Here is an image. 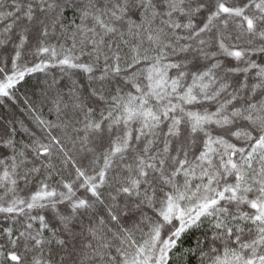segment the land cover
I'll return each instance as SVG.
<instances>
[{"label": "snow or ice", "instance_id": "snow-or-ice-1", "mask_svg": "<svg viewBox=\"0 0 264 264\" xmlns=\"http://www.w3.org/2000/svg\"><path fill=\"white\" fill-rule=\"evenodd\" d=\"M0 264H264V0H0Z\"/></svg>", "mask_w": 264, "mask_h": 264}]
</instances>
